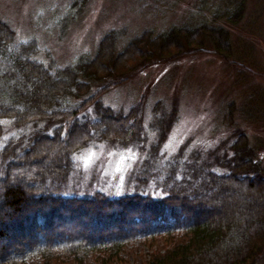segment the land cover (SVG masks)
Masks as SVG:
<instances>
[{
	"label": "trees",
	"instance_id": "obj_1",
	"mask_svg": "<svg viewBox=\"0 0 264 264\" xmlns=\"http://www.w3.org/2000/svg\"><path fill=\"white\" fill-rule=\"evenodd\" d=\"M244 9V0H211L207 16L189 26L128 40L111 29L92 56L66 65L34 38L18 40L0 17V264H129L124 250L137 240L161 243L134 264L264 257L263 170L243 130L225 149L185 140L167 152L176 107L147 111L144 96L125 111L102 103L155 63L203 53L229 62L224 26ZM101 146L136 155L120 195L87 180L80 166L83 152Z\"/></svg>",
	"mask_w": 264,
	"mask_h": 264
},
{
	"label": "rangeland",
	"instance_id": "obj_2",
	"mask_svg": "<svg viewBox=\"0 0 264 264\" xmlns=\"http://www.w3.org/2000/svg\"><path fill=\"white\" fill-rule=\"evenodd\" d=\"M244 1L240 21L224 26L233 49L229 62L203 53L155 63L138 69L126 83L112 87L102 103L125 111L144 96L147 111L156 104L162 113L176 107L178 120L168 135L167 152H173L185 140L202 150L225 149L226 141H232L235 130L241 129L264 177V0ZM210 2L0 0V17L15 30L18 40L34 38L59 64L66 65L75 58L92 56L99 39L111 29L128 40L144 30L157 33L173 25L189 26L207 16ZM76 10L79 13L75 17L61 22ZM129 155L128 151L101 146L83 152L78 160L87 180L94 179L104 189L117 191L120 176L133 161L126 159ZM160 243L137 240L127 245L123 256L134 264ZM255 264H264V257Z\"/></svg>",
	"mask_w": 264,
	"mask_h": 264
},
{
	"label": "snow or ice",
	"instance_id": "obj_3",
	"mask_svg": "<svg viewBox=\"0 0 264 264\" xmlns=\"http://www.w3.org/2000/svg\"><path fill=\"white\" fill-rule=\"evenodd\" d=\"M85 51H87V49H85ZM105 107H107V105H105ZM62 135H64V134H62ZM197 143H199V142H197ZM128 152L130 153V155L128 157H126V159H128V160H135L136 159L135 153H133L131 149H128ZM73 159H75V157H73ZM120 180H121V185H122V182L124 180V176L123 175L120 176ZM121 185H118L117 186V191L115 193L116 195H120L121 192L123 191V188H122ZM154 194H157V193H154Z\"/></svg>",
	"mask_w": 264,
	"mask_h": 264
}]
</instances>
